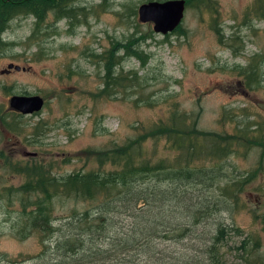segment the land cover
<instances>
[{"label":"rangeland","instance_id":"1","mask_svg":"<svg viewBox=\"0 0 264 264\" xmlns=\"http://www.w3.org/2000/svg\"><path fill=\"white\" fill-rule=\"evenodd\" d=\"M147 1L77 0L74 5L82 9L75 19L47 14L33 38V15L21 12L9 19L0 12V25L5 24L0 36L7 42L0 47V264L83 263L58 250L55 237L35 229L23 228L30 233L21 239V205L4 195L27 180L16 169L37 165L57 177L97 170L107 147L143 138L147 153L155 151L158 158L166 154L163 143L154 148L153 134L145 137L143 130L172 111L185 113L188 123L196 118L200 139L230 141L243 133L247 141L232 142L226 157L202 154L194 164L219 177L220 188L250 179L238 206L230 213L205 214L190 245L181 244L175 256L181 264H212L199 237L206 242L222 226L227 227L224 264H246L236 241L251 240L250 235L259 240L258 262L264 264V0H185L181 24L166 35L138 20L137 7ZM118 42L142 52L143 63L118 51ZM112 52L122 57L118 66ZM108 70L124 79L107 92ZM12 96H39L44 106L22 115L9 108ZM207 143L199 141L201 147ZM74 207L92 204L56 199L54 223ZM164 261L134 257L131 264Z\"/></svg>","mask_w":264,"mask_h":264},{"label":"trees","instance_id":"2","mask_svg":"<svg viewBox=\"0 0 264 264\" xmlns=\"http://www.w3.org/2000/svg\"><path fill=\"white\" fill-rule=\"evenodd\" d=\"M76 1L0 0V12H6L9 19L21 12L33 15L36 21L29 37L33 38L47 14L52 13L57 20L75 19L77 11L82 9L74 5ZM106 1L102 0L103 3ZM262 15L264 17V10ZM3 25H0V33ZM6 45L0 36V47ZM117 47L118 51L123 49L125 56H136L143 63L142 52L133 45L118 42ZM110 59L115 61L113 65L118 66L122 57H114L112 52ZM112 72L108 70L105 77L107 92L124 79L113 77ZM191 121L187 122L185 113L172 111L165 121L143 130L145 137L153 134L154 148L163 143L166 154L158 158L155 151L147 153L143 138L125 140L120 147H107V155L99 157L101 166L97 170L57 177L37 165L16 169L22 171L27 180L18 188L5 190L4 195L8 202L17 198L21 205L24 219L19 233L21 239L30 233L22 231L23 228L55 237L58 250L71 253L74 261L83 262L81 264H131L134 257L161 258L165 260L163 264L171 261H175L171 264H181V258L175 254L187 240L190 245L192 234L207 219L205 214L209 211L230 213L238 206V199L244 191L242 186L250 181L246 178L238 183L227 182L220 188L219 177L195 166L199 155L224 158L229 154L232 142L240 143L247 139L243 133L234 135L236 139L230 141L215 137L200 139L196 118ZM8 129L14 130L13 127ZM200 140L207 141V145L201 147ZM232 185L238 189L232 190ZM56 199L91 203L92 207H74L60 218L63 222L54 223L52 211ZM226 229L222 226L214 228L206 242L199 237L204 248L202 253L209 256L212 264H224L220 254L222 248L227 247L224 239ZM234 230L243 233L240 228ZM250 236L251 240L247 237L236 241V250L247 256L246 264H260L261 245L257 238Z\"/></svg>","mask_w":264,"mask_h":264},{"label":"water","instance_id":"3","mask_svg":"<svg viewBox=\"0 0 264 264\" xmlns=\"http://www.w3.org/2000/svg\"><path fill=\"white\" fill-rule=\"evenodd\" d=\"M184 9L185 0H150L138 5L137 16L141 22H152L155 33L166 35L181 24ZM11 69L19 70L18 67L8 65V70ZM43 106L44 100L39 96H12L9 99V108L22 115L37 113Z\"/></svg>","mask_w":264,"mask_h":264}]
</instances>
